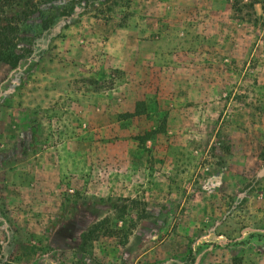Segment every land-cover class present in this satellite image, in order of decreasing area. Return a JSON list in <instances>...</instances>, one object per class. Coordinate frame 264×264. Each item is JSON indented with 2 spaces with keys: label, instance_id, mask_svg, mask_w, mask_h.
Instances as JSON below:
<instances>
[{
  "label": "rangeland",
  "instance_id": "obj_1",
  "mask_svg": "<svg viewBox=\"0 0 264 264\" xmlns=\"http://www.w3.org/2000/svg\"><path fill=\"white\" fill-rule=\"evenodd\" d=\"M35 2L0 62V264H264V0ZM103 220L127 239L82 248Z\"/></svg>",
  "mask_w": 264,
  "mask_h": 264
},
{
  "label": "trees",
  "instance_id": "obj_2",
  "mask_svg": "<svg viewBox=\"0 0 264 264\" xmlns=\"http://www.w3.org/2000/svg\"><path fill=\"white\" fill-rule=\"evenodd\" d=\"M36 0H0V62L14 68L18 62L24 57L20 52H17V41L21 28L36 14L40 13L36 6ZM41 29L46 31L50 27V23L41 18ZM144 102H138L135 105V111L128 113L126 116L133 117L141 114L144 111ZM131 200V204H133ZM110 208L116 210L118 214L127 212H135V219H138L143 210H136L131 205L118 206L116 202L109 201ZM110 222L103 220L94 223L81 235V247L86 248L91 246V242L99 241L102 237H115L121 235V228L113 230L108 227ZM135 220H130V229L133 228ZM125 225V224H124ZM123 225V226H124ZM122 239H127V234L124 232L121 235ZM121 241V240H120Z\"/></svg>",
  "mask_w": 264,
  "mask_h": 264
}]
</instances>
